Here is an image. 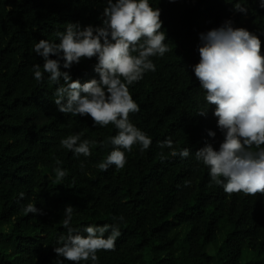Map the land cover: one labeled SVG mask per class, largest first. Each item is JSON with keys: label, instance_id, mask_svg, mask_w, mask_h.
Masks as SVG:
<instances>
[{"label": "trees", "instance_id": "obj_1", "mask_svg": "<svg viewBox=\"0 0 264 264\" xmlns=\"http://www.w3.org/2000/svg\"><path fill=\"white\" fill-rule=\"evenodd\" d=\"M237 2L248 11H236ZM150 4L161 9L170 50L151 57L156 71L128 87L140 106L129 119L152 144L143 152L133 145L125 151L123 168L112 165L103 171L97 165L110 154L113 146L106 142L118 129L94 126L90 116L59 112L53 101L57 85L47 73L37 81L32 67L40 64L43 71L34 44L41 39L59 43L56 33L68 23L102 26L107 0H0V264L63 259L54 248L67 233L61 220L69 205L74 207L72 226L81 232L87 225L119 224L122 234L114 250H98L96 264H264V193H226L195 159L207 144L218 150L224 135L213 115L216 105H207L194 72L200 34L226 20L258 35L264 54V8L259 0ZM97 63L95 57L82 58L61 70L84 83L99 79ZM202 110L206 116L199 114ZM208 130L216 136L209 137ZM77 133L95 142L91 156L77 157L60 145ZM168 139L178 152L189 148V157L161 149ZM56 167L67 170L62 180L56 178ZM29 203L40 213L26 214Z\"/></svg>", "mask_w": 264, "mask_h": 264}, {"label": "clouds", "instance_id": "obj_2", "mask_svg": "<svg viewBox=\"0 0 264 264\" xmlns=\"http://www.w3.org/2000/svg\"><path fill=\"white\" fill-rule=\"evenodd\" d=\"M259 5L264 8V0H259ZM234 8L242 13L248 11L240 2L234 3ZM101 19L102 26L68 23L64 31L56 33L59 43L48 39L36 42L34 51L44 61L43 71L40 64H35L32 72L37 81H42L47 73L49 81L57 85L53 101L59 112L90 116L94 126L112 124L118 129L106 142L113 146L110 154L97 165L107 171L112 165L123 168L125 151L131 152L133 145H139L141 152L150 148L151 137L129 119V113L139 112L140 106L128 86L143 79L146 72H155L151 57H163L170 49L165 43L166 32L161 30V9L154 8L150 0H107ZM261 47L258 35L235 27L232 20L200 34V61L194 66V72L205 91L207 105H216L213 115L224 140L218 150L211 144L199 149L195 159L208 167L211 181L221 185L226 193H264V54ZM93 57L98 61L94 71L99 79L81 83L73 80L69 71L61 70L71 69L82 58ZM199 114L206 116L207 110ZM81 135L70 134L60 140V145L77 157H89L90 145L95 142L82 140ZM208 136L214 138L216 132L208 130ZM253 146L258 151H252ZM159 147L172 149V156L190 155L189 148L176 151L171 139L161 142ZM54 171L57 180L67 174L62 167ZM20 196L23 198L24 193ZM40 211L32 203L24 208L26 214ZM73 214L74 207L67 206L61 220L67 233L59 236L58 246L54 248L63 259L56 264H64L65 260L73 264L91 260L96 264L98 250H114L122 234L119 224L87 225L81 232L72 226ZM114 219L123 220V217Z\"/></svg>", "mask_w": 264, "mask_h": 264}, {"label": "rangeland", "instance_id": "obj_3", "mask_svg": "<svg viewBox=\"0 0 264 264\" xmlns=\"http://www.w3.org/2000/svg\"><path fill=\"white\" fill-rule=\"evenodd\" d=\"M210 251L212 252V253H214L215 251H214V249L211 247V249H210Z\"/></svg>", "mask_w": 264, "mask_h": 264}]
</instances>
